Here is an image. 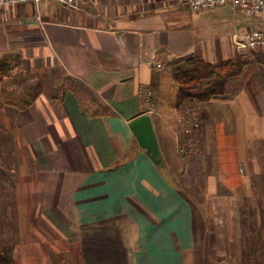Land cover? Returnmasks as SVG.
<instances>
[{
    "label": "crops",
    "instance_id": "crops-1",
    "mask_svg": "<svg viewBox=\"0 0 264 264\" xmlns=\"http://www.w3.org/2000/svg\"><path fill=\"white\" fill-rule=\"evenodd\" d=\"M208 11L203 24L189 0L0 10V210L20 232L17 243L0 244L16 247L15 264H51L45 243L75 252L73 264H240L242 208L264 227V52L239 46L236 34L264 20L231 5ZM189 56L228 63L238 77L179 107L175 62ZM13 64L62 73L57 83L68 85L61 94L32 78L16 87L5 82ZM27 88L36 94L29 107L4 103ZM146 88L151 104L140 97ZM189 105L201 140L182 154L178 117ZM142 114L152 116L159 165L130 128Z\"/></svg>",
    "mask_w": 264,
    "mask_h": 264
},
{
    "label": "trees",
    "instance_id": "trees-1",
    "mask_svg": "<svg viewBox=\"0 0 264 264\" xmlns=\"http://www.w3.org/2000/svg\"><path fill=\"white\" fill-rule=\"evenodd\" d=\"M177 69L174 79L178 85L177 102L181 107L188 100L203 101L211 99L215 94L221 93L222 88L227 89L228 84L238 76L233 70L227 71L228 63L211 64L196 57H185L175 62ZM74 85V83H73ZM36 94L32 88L19 92L5 94L4 103L18 109L29 107L35 100ZM241 227L249 224V228L256 232L251 218V208H242ZM15 246L3 244L0 247V264H15ZM241 264H264V229L257 230L256 236L247 238L241 254ZM76 264H86L79 261Z\"/></svg>",
    "mask_w": 264,
    "mask_h": 264
},
{
    "label": "built area",
    "instance_id": "built-area-1",
    "mask_svg": "<svg viewBox=\"0 0 264 264\" xmlns=\"http://www.w3.org/2000/svg\"><path fill=\"white\" fill-rule=\"evenodd\" d=\"M51 1L72 10H81L82 0H0V10L24 3H40ZM191 10L196 13L205 12L231 5L247 17L264 20V0H189ZM238 45L252 51L264 52V28H252L236 34ZM160 67V65H159ZM155 91L146 88L140 92V97L145 103H150ZM179 123L182 126L177 132V146L182 154H193L199 150L201 140V122L196 109L185 106L179 114Z\"/></svg>",
    "mask_w": 264,
    "mask_h": 264
},
{
    "label": "rangeland",
    "instance_id": "rangeland-1",
    "mask_svg": "<svg viewBox=\"0 0 264 264\" xmlns=\"http://www.w3.org/2000/svg\"><path fill=\"white\" fill-rule=\"evenodd\" d=\"M207 12H209V11H205L203 14V17L198 19L197 22L203 23V24L206 22H210L212 19H211V16L210 17L207 16ZM13 66H14V69L12 71V74H13L12 79H7L5 82L6 83L13 82V83H15L13 85H16V87H20V86L25 85L23 83H25L26 80H30V78H32V79H34V82H37L39 89L41 88V85H43V90L47 94H50L52 91H54V93L61 94L68 85V81L66 79L60 80V82L57 83L58 79H60V76H62V73L57 74L58 76L51 75V73H45L44 76L41 77L40 75L35 74V72L32 71L28 67V65H26V64H22V65L21 64H19V65L13 64ZM28 84H29V81H28ZM39 84H41V85H39ZM58 86H60V87H58ZM154 98L155 97H153L151 99L149 104L152 103ZM152 115L155 116L156 113L154 112ZM5 196H6L5 194H0V203L3 205H4V202L6 199ZM253 208L254 207H252V211H254ZM1 211L2 210H0V214H1L0 215V242L5 243V239H6L7 241L17 243V241H19V238H18L19 233H20L19 227L15 226L14 224L12 225L13 222L15 223L14 220H3V211L2 212ZM257 211H259V210L257 209ZM242 219L243 218L241 216V220ZM252 221H253L254 226L256 227L257 230H259L261 228L264 229L263 226L261 227L263 220H260V216L258 213H257V216H254ZM257 230H256V232H253V230H251L249 228V224H246V226L241 227V222L239 220L237 244H238L240 264H241L242 249L244 247V241L247 238H252V237L256 236ZM44 231H47V230H44ZM50 244L51 243H45L44 244V251H45L44 254H46L48 256L49 260H51V264H73L74 263L73 259H75V257H74L75 252L72 251L73 253H69V254L61 252V253L57 254V253H54L53 251L50 250V247H49ZM1 245H3V244H0V247H1ZM62 259H63V261H62Z\"/></svg>",
    "mask_w": 264,
    "mask_h": 264
},
{
    "label": "water",
    "instance_id": "water-1",
    "mask_svg": "<svg viewBox=\"0 0 264 264\" xmlns=\"http://www.w3.org/2000/svg\"><path fill=\"white\" fill-rule=\"evenodd\" d=\"M130 128L150 158L156 164H161V149L152 116L150 114L140 115L130 122Z\"/></svg>",
    "mask_w": 264,
    "mask_h": 264
}]
</instances>
